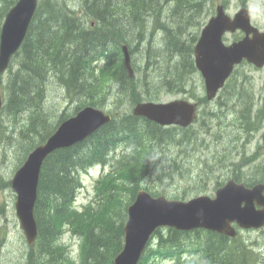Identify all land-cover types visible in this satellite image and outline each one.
I'll return each mask as SVG.
<instances>
[{
	"label": "trees",
	"instance_id": "1",
	"mask_svg": "<svg viewBox=\"0 0 264 264\" xmlns=\"http://www.w3.org/2000/svg\"><path fill=\"white\" fill-rule=\"evenodd\" d=\"M16 1L0 0V28L5 14ZM206 1H38L25 38L5 71L7 78L4 84L2 76L5 72L0 74V88L6 93L0 111H7L13 120H18L28 112V122L20 128L22 136H30L22 152V161L69 116L60 114L53 123L46 121L43 94L48 77H52L65 90L69 101L84 98L78 104V109L87 105L104 109L103 106L109 100L116 108L106 110L111 114V120L91 136L69 148L52 152L43 161L34 205L37 236L33 244L27 246V264H73L67 254L68 247L59 243V235L66 223L82 236L80 264H113L114 257L123 247L127 207L133 202L143 179L152 178L153 182L160 185L165 175L171 177L168 180L173 178L167 174L170 172L169 167L165 170L161 166L162 161H165L158 158V148L166 142H173L178 147L176 153L181 154L188 143H205V139L217 134L229 114L238 107L240 103L226 104L219 99L218 104L215 101L212 108L200 110L193 124L187 127H164L142 116H135L131 111L118 110L127 100L136 104L157 99L150 90L142 89L150 84V73L136 66L135 72L143 74L136 76L134 72V77H130L123 64L121 49L123 43L131 49L135 41L133 33L140 42L142 39L139 37L155 26L161 29L160 35L165 42L163 50L154 55L159 58L152 62L153 72L159 70L157 73H165L166 77L160 79V86L168 91L188 93L200 106L211 103L205 95L196 96L190 85L191 75L197 72L193 49L199 32H191L184 25L190 22V17L192 21L195 18L191 24L198 21ZM169 13L171 18L168 17ZM152 44L153 41L148 42V51ZM104 59L105 63L97 70L95 64ZM149 62L146 59L143 69L146 65L149 67ZM131 63L133 67L132 60ZM13 65L16 66L15 70L12 69ZM240 65L234 68L222 89L230 85ZM228 92L233 94L235 89L230 88ZM237 93L242 92L237 90ZM252 97L245 105L247 113L240 120L242 128L239 126L237 131L238 138H246L244 143L249 142L264 124L263 106L256 104L257 97ZM252 108L254 114L251 113ZM213 120L217 126L214 129ZM230 120V124L238 123V117L234 121L232 118ZM5 134L7 128L0 121V136ZM226 148L231 149L230 146ZM117 150L121 151L116 153ZM225 157L226 154L220 155L209 168L215 169L218 164L221 165ZM252 158L243 157L239 163H251L254 160ZM97 164L108 167V173L94 182V188H98L102 194V201L93 198L97 203L95 207L89 203L84 205L82 211H78L73 204L82 187L80 176ZM231 165L236 167L235 162ZM236 169L240 176H225L217 180L215 185L219 187L230 178L251 185L263 178L247 177L240 167ZM149 188L147 185L144 189L158 196ZM241 243L242 240L237 236L232 238L204 229L180 231L162 227L154 232L138 264H156L155 261L162 258L176 259L178 263L187 264L251 263L256 257ZM194 254L199 257H187Z\"/></svg>",
	"mask_w": 264,
	"mask_h": 264
},
{
	"label": "water",
	"instance_id": "2",
	"mask_svg": "<svg viewBox=\"0 0 264 264\" xmlns=\"http://www.w3.org/2000/svg\"><path fill=\"white\" fill-rule=\"evenodd\" d=\"M38 0H17L8 10L0 30V74L9 67L23 42ZM241 30L244 36L230 44L222 37L225 32ZM123 64L130 77L134 76L131 57L126 45L121 46ZM194 63L204 81L205 96L213 99L242 60L256 67L264 66V32L250 22V12L239 9L233 17L226 14L222 4L215 7L201 29L194 45ZM2 96L0 91V110ZM198 103L186 99L168 102L142 101L134 105L132 113L159 125L186 127L197 117ZM111 120L102 109L85 106L59 123L43 142L35 146L14 172L11 188L16 194L15 215L28 245L37 236L34 205L43 161L54 151L81 143ZM264 149V129L261 133ZM264 183L247 187L234 179L217 188L214 197L199 195L188 200L152 196L148 191H137L134 201L127 207L124 241L113 264H138L151 237L158 228L168 227L180 231L205 229L234 237L239 228H260L264 225ZM255 204L259 206L255 208Z\"/></svg>",
	"mask_w": 264,
	"mask_h": 264
},
{
	"label": "rangeland",
	"instance_id": "3",
	"mask_svg": "<svg viewBox=\"0 0 264 264\" xmlns=\"http://www.w3.org/2000/svg\"><path fill=\"white\" fill-rule=\"evenodd\" d=\"M217 4H224L226 13L231 17H233V15L241 7H246L252 14V23L260 28H264V0H207L206 4L204 5V10L197 18L198 21L194 24H191L195 21V18L192 21V18L190 17L191 23L187 21L188 24L184 25L187 26L191 32H199V37L201 29L207 23L210 16L214 14ZM167 7L168 6H165V8ZM168 17H172L171 13L168 14ZM160 30L161 29L159 27L157 29L156 26L148 29L144 36L142 35L139 37L142 39L140 42L137 41V38H135L133 33V40L135 39V41L133 43L131 42L132 47L130 49V55L134 64V72L137 66L140 67L141 70H145L146 73H150L149 78L151 82L148 86H143L142 89L150 90L154 97H157L155 100L146 101L168 102L174 99L183 98L196 101L195 99L191 98L188 93L168 91L160 86V83H162L160 79H164L166 77L165 73L161 72V74H159L157 73L159 70L156 72H153L152 70V67L154 66V63L152 62L154 59L159 58L154 56L156 55L155 53L157 51H161L162 47H165V42L163 41L162 35H160ZM241 37V32H235L225 34L223 39L225 43H230L231 41ZM151 41H153L154 44H152L153 46L151 47L150 52L148 51L147 45L148 42ZM146 59L150 60L149 67L146 65V68L143 69L146 64ZM17 60L18 58L16 61ZM160 60L163 61L162 58H160ZM16 61L13 62V64L16 63ZM105 61L106 59L98 61L95 64L96 69L99 70ZM15 68L16 66L13 65L12 69L15 70ZM162 71H164V69H162ZM197 72L191 75L190 85L193 87L196 96L205 95L203 78L198 70ZM142 74V72H135L136 76H141ZM6 78L7 72H5L2 76V84L5 83ZM230 88L235 89L233 94L228 92ZM0 90L3 105L4 99L6 98V93L2 87ZM237 90L241 91L242 93H237ZM43 96V107L46 112V121L48 123H53L56 121L60 114L69 116L74 115L79 109H81H78L77 106L84 99L83 97H80L69 101L65 90L52 77L47 78ZM252 96L255 98L257 97L256 104L258 103L260 106H263L261 110L262 117L264 118V68H257L249 63L244 62L238 67L235 77L232 79L230 85L220 90L214 98L215 100H211L210 104H203L199 107V111L204 108L210 109L214 105L215 101L216 104H218L219 99H222L224 102H226V104L240 103L238 107L234 109V112L229 114V118L226 120V123L220 126L217 134L213 137H208L205 139V143H200L197 141L188 143L185 147L182 146L183 149L181 150V154L176 153L178 147L174 145L173 142H166L164 145L162 144V146L158 148V158H161L165 161H162L161 164L165 170H168L169 167L170 172L167 174H171L173 176L172 180H168L171 177L168 178V175H165V179L162 180V184L157 185L158 183H155L156 181L153 182L152 178L145 177L138 190L144 189L148 185L152 191L158 193V196L161 194L167 199L188 200L199 195H208L210 197H214V192L218 188V186L215 185L217 180H222L225 176L227 177L231 174L240 176L239 170H237L236 167H240L243 174L247 177H262L256 174V170H259V168L263 170L262 165H264V150L262 149L261 141V132L264 128V124L260 130L258 129V131H256V134L250 139L249 142L244 143L246 138H238L237 135L239 126L241 127L240 120H243V115L247 113L245 110V105L248 104L247 102L251 98L253 99ZM226 97H228L227 100H224ZM134 105L135 104L131 103V100H127L122 105H120V109L118 110L120 112L131 111ZM113 107L115 109L116 105L109 100L103 106V110L108 111ZM253 108L251 110L252 114L255 113ZM224 110H226V108H224ZM199 116L202 117V113H200ZM237 117L238 123L236 125L233 124V122L230 124V121H232L230 118H232L234 121ZM17 119L18 120H13L7 111L3 113L0 111V121L7 128V134L0 136V264H27L26 252L28 244L25 240L22 229L19 226V221L15 215L14 204L16 201V194L11 188V179L16 169H18L23 163L22 152L25 146L28 144L27 141L30 139L28 134L27 136H22L20 134V128L24 123L28 122V112ZM212 122V125L214 126L212 129H214L217 126L214 125L215 120ZM235 135L237 136L235 137ZM226 146H230L231 149H227ZM118 151L121 150H117L116 153ZM223 154H226V160L224 162H221L220 160L221 165L218 164L215 169L209 168L210 165L215 163L214 160L218 159L220 155ZM252 156L254 157L252 158L254 160L251 163H239L243 157L246 159L247 157L251 158ZM232 162L236 163V167L231 165ZM169 163H172V165H169ZM176 163H178L176 166L173 165ZM172 170L175 172L171 173ZM102 172V167L99 168L98 166H93L81 174L82 187L77 192L76 199L73 204V207L76 210L82 211L84 209V205L89 203L95 207L97 203L95 202L96 200H92L93 198L97 199L98 201H102L101 192L98 191V188H94L95 179ZM111 176L114 177L115 175L112 174ZM153 183L156 185L151 186ZM241 229L244 231H242L240 234L237 233L236 236L242 240L245 248H250V253L256 257V259L253 261V264H264V231L261 230L262 228ZM59 236V243L68 247L67 254L73 260V264H80L79 258L83 249V240L81 234H79L77 231L74 232L73 226L66 223L63 226L62 233ZM252 242H255V245H253ZM187 257L198 258L199 256L198 254H194L187 255ZM155 262L156 264L182 263H178L176 259L169 258L158 259V261Z\"/></svg>",
	"mask_w": 264,
	"mask_h": 264
},
{
	"label": "flooded vegetation",
	"instance_id": "4",
	"mask_svg": "<svg viewBox=\"0 0 264 264\" xmlns=\"http://www.w3.org/2000/svg\"><path fill=\"white\" fill-rule=\"evenodd\" d=\"M262 166H263V170H262V172L264 173V165H262ZM262 177H263V178H260V179H262V180L256 181V182H254V183L251 184V185H246L245 183H244V184H245L247 187H252L253 185H255V184H257V183H264V175H263ZM237 182H238V181H237ZM263 195H264V191H263ZM255 208L258 209L259 206L255 204ZM233 226L236 228L238 234H240L242 231H244V230H242L241 228H239L235 223H233ZM260 228H262L261 230L264 231V225H263L262 227H260ZM243 229H244V228H243Z\"/></svg>",
	"mask_w": 264,
	"mask_h": 264
},
{
	"label": "bare ground",
	"instance_id": "5",
	"mask_svg": "<svg viewBox=\"0 0 264 264\" xmlns=\"http://www.w3.org/2000/svg\"><path fill=\"white\" fill-rule=\"evenodd\" d=\"M130 51V50H129ZM146 58V57H145ZM189 82V81H188ZM188 86V85H187ZM189 91V90H188ZM213 136V135H212ZM200 146V145H199ZM199 148V147H198ZM256 174H258V175H260V176H263L264 175V173L262 172V169H260L259 168V170H256ZM253 243V242H252ZM253 245H255V242L253 243ZM252 245V246H253ZM246 246H248V245H246ZM250 249V248H249ZM259 249V248H258ZM257 250V249H256ZM259 250H261V249H259ZM257 252V251H256ZM263 254V253H262ZM254 256V255H253ZM256 256V255H255ZM253 258V257H252ZM250 259H251V257H250ZM248 261H249V259H248ZM251 261V260H250ZM252 264H253V261L251 262ZM251 263H248V264H251Z\"/></svg>",
	"mask_w": 264,
	"mask_h": 264
}]
</instances>
